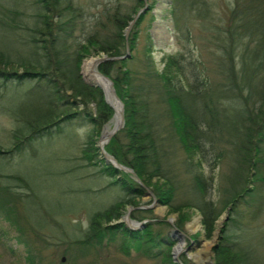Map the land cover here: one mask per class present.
I'll list each match as a JSON object with an SVG mask.
<instances>
[{
    "label": "trees",
    "instance_id": "trees-1",
    "mask_svg": "<svg viewBox=\"0 0 264 264\" xmlns=\"http://www.w3.org/2000/svg\"><path fill=\"white\" fill-rule=\"evenodd\" d=\"M117 1L88 14L86 32L84 10L72 0H33L29 24L24 12L0 4V116L12 126L7 146H0V220L14 225L15 240L26 249L24 264H62L111 246L125 256L178 264L172 258L175 241L157 229L170 226L142 204L146 190L177 214L175 229L197 210L207 240L227 213L212 248L214 264H264V221L251 223L264 214V0H226L219 10L216 0H170L169 15L183 50L164 57L161 71L151 58L150 42L145 69L134 65L144 14L124 37L143 0H132L130 7ZM150 4L149 11L155 2ZM126 45L130 58L97 66L123 105V127L104 151L143 186L99 154L96 139L114 110L102 90L80 74L86 58L121 57ZM19 91L17 102L6 101ZM78 117L90 127L81 159L122 196L88 216L82 235L69 239L66 258L44 262L49 241L25 215L32 186L3 160ZM128 207L132 220L145 221L143 228L120 222ZM52 222L49 218L46 224L56 226ZM179 261L193 264L183 256Z\"/></svg>",
    "mask_w": 264,
    "mask_h": 264
},
{
    "label": "rangeland",
    "instance_id": "rangeland-1",
    "mask_svg": "<svg viewBox=\"0 0 264 264\" xmlns=\"http://www.w3.org/2000/svg\"><path fill=\"white\" fill-rule=\"evenodd\" d=\"M72 1L75 6L84 10L85 17L88 14H96L105 4L118 5L119 3L117 0ZM152 1L155 2V5L149 11ZM32 2L33 0H0V4L8 9H17L24 12V21L28 22V24L34 12ZM224 2L226 0H216V9L219 10L223 7ZM146 3L147 9L139 28L136 49L133 52L135 57L134 65L138 70L143 71L145 69L144 61L147 55L145 50L150 42L151 58L155 68L161 71L163 67L162 59L181 52L183 49L181 45L177 44L176 33L169 15L170 0H147ZM121 4H127L130 7L132 0H123ZM85 23L84 31L86 32L90 23L87 17L85 18ZM194 33L195 36H198L196 30ZM76 35L79 38L81 36L79 31H77ZM184 44L187 46L188 42ZM194 44L190 43L189 46L199 50L200 46ZM129 53L131 54L130 50ZM101 56L105 55L90 56L82 62L80 74L84 82L94 85L93 79L86 77L84 73L85 63L92 58ZM19 94L20 91L9 94L6 101L10 103L17 102L20 99L18 97ZM114 124L115 120L113 117L104 127H107L109 132L114 128ZM104 127L96 139V147L104 133ZM11 128L10 121L0 116V146H7V133ZM89 131L90 127L80 117L66 121L56 127L49 136L33 141L20 153L6 155L3 160L7 166H11L10 169L12 171L20 173L32 186V196L28 199L27 204L24 205L25 215L28 218V222L41 229V235L49 241L46 246L47 250L42 253L44 262H47L49 258H52L55 262L60 261L64 257L63 253L69 239L82 235L83 231L86 230L88 216L92 212L107 208L108 205L122 196L115 187H106L108 180L100 175L97 168L86 166V163L81 159V149L85 144ZM206 172L209 173L207 170ZM217 172L219 170L214 171L216 179ZM142 204L144 207L152 206L150 197L144 196ZM148 210H151L152 215L156 219L163 220L170 226L168 228L159 226L157 229H164V233L171 235L175 241L173 248L180 243L183 245L182 252L178 254V260L183 256L193 264H207L212 259V239L207 240L204 237L201 221L199 220L201 216L197 210L189 211L188 220L184 223L181 230L177 229L189 238H183L182 241L173 233L178 219L177 214L170 213L167 207L160 204L158 206L155 205L154 208H148ZM148 217L151 218L149 215ZM244 217L247 219L246 216ZM49 218L53 220L52 223L56 226L50 227L46 224ZM227 218V213H222L218 219L219 227L216 226V228L220 230ZM55 219L58 223L54 221ZM169 219L172 220V224L167 222ZM134 221L139 223L137 220ZM263 221L264 214L251 223L255 226L261 225ZM143 222L145 223V221ZM57 230H59L58 234ZM16 235L17 232L14 225H11L8 221L0 220V264L25 263L26 249L16 242ZM57 238H59V241H56ZM55 242L60 243L55 246ZM72 249L75 254L78 253L77 247ZM71 262L73 264H158L134 253H131L130 256H125L113 246L101 251H91L84 257L77 254L76 261L68 262L66 258L62 264H71Z\"/></svg>",
    "mask_w": 264,
    "mask_h": 264
},
{
    "label": "water",
    "instance_id": "water-1",
    "mask_svg": "<svg viewBox=\"0 0 264 264\" xmlns=\"http://www.w3.org/2000/svg\"><path fill=\"white\" fill-rule=\"evenodd\" d=\"M146 1L147 0H143V3H144L143 8H141L135 14V16L133 17L132 21L129 23L128 27L126 28V30L124 32L125 40H127L128 33H129L131 27L133 26V24L135 23V21L140 16V14H144L146 12V9H147L146 8L147 7ZM128 58H130V53H129L128 46L126 45L125 46V55L124 56H121V57H106V56H101V57L94 58V60H95V68H96V66H98L99 64L104 63V62H115V61L125 60V59H128ZM95 73L98 76H100L101 78H103L106 82H108V86H109L108 91H109L110 96L114 100L118 101V103L120 104L119 105L120 106V109H119L118 123H116V120L117 119H116L115 109L108 102L105 91L99 85L94 84V86H96V87H98V88H100L102 90V92L104 94V97H105V101L110 105V107L113 108V110H114V116L113 117H114V120H115L114 128L109 133L105 134L106 127H104V129H103L104 130V133L100 137V141L97 144V148L99 149V154L102 156V158L104 159V161L107 164H111L112 166H114L118 170H122L124 172H128V173L132 174V176L135 177V174L132 172V170L127 169V168L119 165L113 157L109 156L104 151V146L109 142V140L111 139V137L123 127V123H124V118H123V105H122L121 101L119 100V98L117 97V95L115 93V90H114L112 81L108 77L104 76L102 73H100L96 69H95ZM135 180L141 186H143L142 183L139 181V179H137L135 177ZM145 196L150 197L152 199V206H150V207H144L145 209L154 208L155 205H157V206L159 205L158 201L154 198L153 194L149 190H146ZM131 210H132V208L131 207H128L126 215L121 218L120 222H123L125 224V226L127 228H129V229H133L134 230V229H141V228H143L144 227V222L138 223V222L133 221V220L130 219L129 213H130ZM199 220L201 221V217H199ZM167 222L170 223V224H172V220L171 219L167 220ZM216 226L219 227V221H217ZM173 233L176 234V236L179 237L181 241L183 240V238L189 239L188 237H186L182 232L178 231L177 229H174L173 230ZM219 233H220V230L218 228H216V230L213 233V238L211 240V243H212V245H213L214 248H216L217 245H218V242H219V239H218ZM176 247L173 248V250H172L173 260L176 263L181 264L180 261L178 260V254L180 252H182V250L179 251V252H175ZM211 256H212V259L209 262H207V264H214V252H211Z\"/></svg>",
    "mask_w": 264,
    "mask_h": 264
},
{
    "label": "bare ground",
    "instance_id": "bare-ground-1",
    "mask_svg": "<svg viewBox=\"0 0 264 264\" xmlns=\"http://www.w3.org/2000/svg\"><path fill=\"white\" fill-rule=\"evenodd\" d=\"M95 60L94 58L88 60L86 63H85V70H84V73L86 75V77H90L93 79L94 81V84H97L99 85L106 93V96H107V100L108 102L111 104V106L115 109V113H116V123H118V118H119V109H120V104L118 103V101L114 100L110 94H109V86H108V82H106L103 78H101L100 76H98L96 73H95ZM115 125V124H114ZM111 131V130H110ZM109 131V132H110ZM107 131V127H106V130H105V134L109 133ZM183 249V245L182 244H179L176 249H175V252H179Z\"/></svg>",
    "mask_w": 264,
    "mask_h": 264
}]
</instances>
